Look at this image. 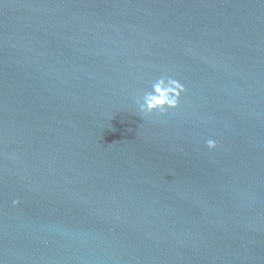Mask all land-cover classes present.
I'll use <instances>...</instances> for the list:
<instances>
[{"label": "water", "instance_id": "95a60500", "mask_svg": "<svg viewBox=\"0 0 264 264\" xmlns=\"http://www.w3.org/2000/svg\"><path fill=\"white\" fill-rule=\"evenodd\" d=\"M0 262L264 264V0H0Z\"/></svg>", "mask_w": 264, "mask_h": 264}, {"label": "clouds", "instance_id": "9594fccd", "mask_svg": "<svg viewBox=\"0 0 264 264\" xmlns=\"http://www.w3.org/2000/svg\"><path fill=\"white\" fill-rule=\"evenodd\" d=\"M187 89L177 79L162 75L151 82V87L145 90L135 101L136 106L143 116L152 114L165 115L169 110L177 109L180 106V100ZM206 146L210 150L217 147L215 139H207ZM19 201L14 200L13 204ZM2 264V262H0Z\"/></svg>", "mask_w": 264, "mask_h": 264}]
</instances>
